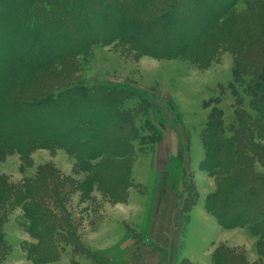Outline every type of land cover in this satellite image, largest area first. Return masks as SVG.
Wrapping results in <instances>:
<instances>
[{"label": "trees", "instance_id": "16d2710c", "mask_svg": "<svg viewBox=\"0 0 264 264\" xmlns=\"http://www.w3.org/2000/svg\"><path fill=\"white\" fill-rule=\"evenodd\" d=\"M35 1L37 6L34 0H5L6 6L0 8V26L21 38V46L12 37L0 40V62L7 64L0 70V161L18 154L25 170L33 165V152L42 148L63 149L85 166L104 156V171L112 175L105 192L124 202L122 195L133 186L134 143L154 146L162 139V133L153 128L152 135L140 134L135 121L137 113L147 115L152 102L137 94L132 99V92L119 85L73 81L71 73L76 66L72 61L90 46L115 39L126 40L140 54L190 59L201 67L209 66L222 50H230L235 54V81L245 85L256 116H250L249 128L245 121L248 116L237 110L229 126L233 135L227 138L221 111L214 108L210 112L202 137L206 153L203 167L224 176L219 191L209 197L206 207L224 227L249 226L264 238V173L255 170V161L264 166V148L255 137H264V45L256 40L260 31L264 33V14L260 13L264 11V0H251L259 11L257 15L228 22L220 20L234 2L206 0V14L191 26L184 20L179 29L168 24V19L174 17V7L195 3L193 12L197 13L201 0ZM100 6L102 12L96 13L99 26L92 35L94 16L89 13ZM159 32L164 35L159 37ZM65 38L66 43L61 41ZM15 46L30 50L31 57L15 51ZM12 49L14 59L8 57ZM39 49L43 50L40 53L49 51L40 54ZM60 61L64 66L58 71ZM41 70L43 75L39 74ZM126 102H132L137 113L127 108ZM107 112L110 123L98 125L100 118H107ZM65 188L66 182L52 164L39 166L33 177H25L19 184L0 175V256L9 249L4 225L18 208L26 219L22 225L36 240V244L25 245L35 264L58 261L65 245L80 248V240L65 217ZM221 260L218 254L215 264Z\"/></svg>", "mask_w": 264, "mask_h": 264}, {"label": "rangeland", "instance_id": "374dc122", "mask_svg": "<svg viewBox=\"0 0 264 264\" xmlns=\"http://www.w3.org/2000/svg\"><path fill=\"white\" fill-rule=\"evenodd\" d=\"M201 1L203 4L197 13L193 12L195 3L191 7L186 4L172 8L175 12L174 17L168 19L170 27L179 29L184 20L191 26L195 19L204 16L209 6L206 0ZM227 1L234 3L220 22L250 19V14L259 12L251 0ZM5 3L1 0L0 8L5 7ZM33 5H38L35 0ZM98 12H102L101 6L89 13L94 16L92 35L99 26ZM261 26L264 28V24ZM260 34L256 40L264 45V33L260 31ZM163 35L159 32V37ZM7 37L21 46L20 37H13L10 30L0 26V40ZM61 41L65 42L66 38ZM19 46L13 49L30 58V50ZM13 49L8 53L11 59L15 56ZM40 50L38 53L43 51ZM47 51L49 49L44 50ZM72 62L76 66L71 73L75 82L119 85L132 92V99L137 94L150 100L152 108L145 117L135 112L132 102H126V107L137 113L135 121L140 134L152 135L150 128H153L162 133V139L154 146H140L139 141L134 143L133 186L129 188L132 199H129V190L125 191L124 202L105 192L112 175L104 171V156L85 166L63 149L42 148L33 152V165L25 170H22L23 161L18 154L0 161V175H6L13 183L33 177L37 168L46 164H52L66 182L62 198L65 217L70 220L81 245L79 249L74 245L61 246L65 248L61 258L49 264H215L218 254L222 256L220 264H264V238L253 233L249 226L224 227L216 214L206 207L209 197L219 191L224 176L214 175L203 167L206 153L202 137L210 112L214 108L221 111L227 138L233 135L229 126L237 110L248 116L245 121L249 128L250 116H256L250 108L245 85L235 81V54L222 50L209 66L201 67L190 59L140 54L126 40L115 39L90 46ZM58 64L56 67L61 71L64 63ZM6 66L0 62V70ZM39 74L43 75L44 70ZM105 116L107 118H100L98 122L95 120L98 125L104 121L110 123L109 113ZM255 137L264 148V137L259 134ZM90 165L94 168L90 169ZM255 170L264 173L263 164L255 161ZM167 188L169 194H166ZM242 199L247 200L245 196ZM128 200L132 205H127ZM135 204L138 207L135 208ZM162 215V219L173 220L172 231L167 232V227L159 226ZM25 222L20 208L9 215L4 225L9 249L1 252L0 264H35L25 245L36 244V240L26 231ZM103 240L108 244H101Z\"/></svg>", "mask_w": 264, "mask_h": 264}, {"label": "crops", "instance_id": "0c3cea01", "mask_svg": "<svg viewBox=\"0 0 264 264\" xmlns=\"http://www.w3.org/2000/svg\"><path fill=\"white\" fill-rule=\"evenodd\" d=\"M169 190H168V188H167V191H166V194H169V192H168ZM131 198V189L129 190V199ZM132 199V198H131ZM131 202L128 200V204L127 205H129ZM133 203V202H132ZM132 203H131V205H132ZM136 204H137V201H136ZM135 204V208L136 207H138V205H136ZM132 209V208H131ZM156 210V209H155ZM164 212H165V210H164ZM163 218V215L161 216V221H160V223L161 224H159V226L160 227H167V232H169L170 230H171V228L173 229V220H171V219H169V220H167V219H162ZM168 221V222H167ZM153 223H154V221H153ZM154 225V224H153ZM172 231V230H171ZM157 236H159V235H157ZM102 243L101 244H104L105 242L107 243V241H101ZM157 242V241H156ZM159 243V242H158ZM108 244V243H107ZM160 244H162L163 245V243H160ZM93 249L96 251V249L94 248V246H93ZM175 249H176V247H175ZM156 251V250H155ZM157 252V251H156ZM158 253V252H157Z\"/></svg>", "mask_w": 264, "mask_h": 264}]
</instances>
